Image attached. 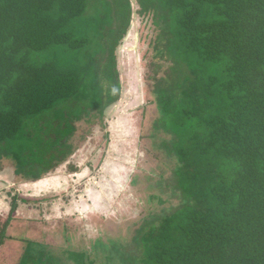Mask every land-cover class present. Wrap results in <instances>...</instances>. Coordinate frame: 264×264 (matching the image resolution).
I'll return each instance as SVG.
<instances>
[{
  "label": "trees",
  "instance_id": "obj_1",
  "mask_svg": "<svg viewBox=\"0 0 264 264\" xmlns=\"http://www.w3.org/2000/svg\"><path fill=\"white\" fill-rule=\"evenodd\" d=\"M137 2L159 18L156 46L172 62L154 93L176 202L103 253L112 264H264V0ZM133 12L132 0H0V164L17 181L55 171L77 123L105 121L120 101ZM28 255L20 264L61 262Z\"/></svg>",
  "mask_w": 264,
  "mask_h": 264
},
{
  "label": "rangeland",
  "instance_id": "obj_2",
  "mask_svg": "<svg viewBox=\"0 0 264 264\" xmlns=\"http://www.w3.org/2000/svg\"><path fill=\"white\" fill-rule=\"evenodd\" d=\"M132 1L131 27L118 51L121 99L106 120L78 122L68 141L73 155L38 183L17 181L11 164H0V235L9 220L0 264H20L28 251L60 264H76L69 252L112 264L101 244L130 241L144 219L175 205L162 184L172 157L163 146L169 135L156 129L161 112L154 93L156 78L172 76V62L156 46L159 18Z\"/></svg>",
  "mask_w": 264,
  "mask_h": 264
}]
</instances>
